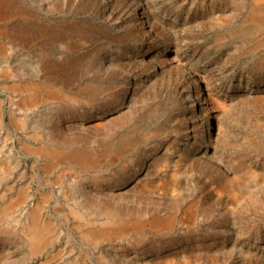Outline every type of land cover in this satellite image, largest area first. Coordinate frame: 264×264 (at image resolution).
Segmentation results:
<instances>
[{"label":"rangeland","instance_id":"rangeland-1","mask_svg":"<svg viewBox=\"0 0 264 264\" xmlns=\"http://www.w3.org/2000/svg\"><path fill=\"white\" fill-rule=\"evenodd\" d=\"M0 264H264V0H0Z\"/></svg>","mask_w":264,"mask_h":264}]
</instances>
